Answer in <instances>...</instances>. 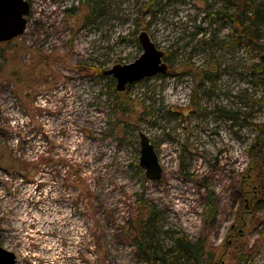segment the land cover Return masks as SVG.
<instances>
[{
    "label": "rangeland",
    "instance_id": "1",
    "mask_svg": "<svg viewBox=\"0 0 264 264\" xmlns=\"http://www.w3.org/2000/svg\"><path fill=\"white\" fill-rule=\"evenodd\" d=\"M223 1L29 0L26 31L0 42V243L17 264H155L139 255L134 229L149 210L162 264H191L169 252L176 237L201 238L207 258L220 256L244 210L240 187L264 186L253 148L264 76L252 69L264 51L232 42L234 23H212ZM259 1L244 8L251 32ZM142 32L169 70L119 96L102 73L142 55ZM209 34L218 44L202 49ZM142 132L159 181L139 165ZM261 192L225 264H264Z\"/></svg>",
    "mask_w": 264,
    "mask_h": 264
},
{
    "label": "trees",
    "instance_id": "2",
    "mask_svg": "<svg viewBox=\"0 0 264 264\" xmlns=\"http://www.w3.org/2000/svg\"><path fill=\"white\" fill-rule=\"evenodd\" d=\"M248 5H251V0H224L220 9L208 11V15L211 17L212 23L216 22L217 19H222L224 21H228L229 23L235 24V28L232 31V35L230 36L232 42H235L236 39L240 46L246 45L252 46L254 48L259 47L264 51V41L262 40V36L264 37V0L259 1V4L256 5L253 15L250 18V20L252 21L251 23H253V25L255 26V29L252 32L248 30L249 28L247 27L246 22H244L243 19L244 8ZM234 8H236L235 12H233ZM202 32L203 28L199 26L196 27V31L193 33V35L198 36L202 34ZM216 44L218 43L215 40V35L209 34L208 39H206L205 36L202 35L199 40V45L202 49L213 47ZM187 45L188 44H186L184 48L187 47ZM252 69L255 75L264 76V54L262 55L259 62L253 64ZM130 86L131 85H129L128 87ZM123 93L124 92H116V94L119 96ZM117 107L118 109L121 108L120 105H118ZM253 148L257 150V153L255 154L256 164L254 166L255 170H257L256 175L258 174V178L262 179L260 170L264 166V129L261 130L258 141L255 143ZM16 161L18 160H13L11 163H14L16 165L18 163L20 164V161L18 163H15ZM15 168L16 167L13 164L10 165V167L3 166V169L6 170V172H10ZM246 185L247 184H245V186ZM212 201L213 200L210 198L207 204L206 221L208 224L211 223L210 220L213 218L214 214V204ZM155 220V214L151 210H149L147 216L141 217L138 220L139 226L134 227V229L138 240L137 247L139 255L142 254L146 257L149 256L152 258L155 264H162L164 262L161 256L163 254L162 249L153 245L152 229L154 228L153 222H155ZM237 224L240 228H242L244 221L238 220ZM241 240L242 238L238 237L233 246ZM205 248V240L201 238L197 240H190L188 237L184 236L175 238V246L171 250H169V252L178 254L180 253L179 257H186L191 262V264H213V256L210 255L207 258ZM221 253L220 255H222Z\"/></svg>",
    "mask_w": 264,
    "mask_h": 264
},
{
    "label": "water",
    "instance_id": "3",
    "mask_svg": "<svg viewBox=\"0 0 264 264\" xmlns=\"http://www.w3.org/2000/svg\"><path fill=\"white\" fill-rule=\"evenodd\" d=\"M30 4L26 0H0V42H8L21 36L27 25V17L30 14ZM139 43L143 49L142 55L133 63L126 65H115L109 70L103 72L104 76L113 77L116 80V90L118 92L126 91L129 85H133L147 78L157 75H165L169 66L164 62L165 53L158 49L156 44L151 40L147 32L139 35ZM2 111L0 108V119ZM141 156L139 165L145 170L148 179L159 181L162 178L163 168L160 164L155 146L145 133H140ZM257 189V188H256ZM258 196L255 195V198ZM248 209V207H244ZM251 210L249 215L252 213ZM235 225H232L231 229ZM236 226H239L236 223ZM238 229L237 236L234 240L226 239L223 243V252L216 260V264H225L229 258L230 248L238 237L243 236V228ZM0 264H17L16 254L4 248L0 243Z\"/></svg>",
    "mask_w": 264,
    "mask_h": 264
},
{
    "label": "flooded vegetation",
    "instance_id": "4",
    "mask_svg": "<svg viewBox=\"0 0 264 264\" xmlns=\"http://www.w3.org/2000/svg\"><path fill=\"white\" fill-rule=\"evenodd\" d=\"M26 1L29 3V0H26ZM30 7H31V5H30ZM30 12H31V10H30ZM27 24H28V17H27ZM26 28H27V25H26ZM25 31H26V29H25ZM244 183H246V182L244 181ZM262 189H263V186H241L240 187L241 195H243V199H244V207H248V209L247 210L244 209V210H242L241 213L238 214V217L236 218V221L233 224V225H235L234 228L233 229L230 228V230H229V234L227 237L228 239L234 240L236 238L237 233H238V229L240 228L239 226H236L237 221L238 220L244 221L246 216L251 215V214L249 215L248 212H250L251 210H254V208H255L253 205V203L256 200L255 195H257L258 196L257 198H259ZM249 208H251V209L249 210ZM218 257L219 256H216L214 258L213 264H216V260L218 259Z\"/></svg>",
    "mask_w": 264,
    "mask_h": 264
}]
</instances>
